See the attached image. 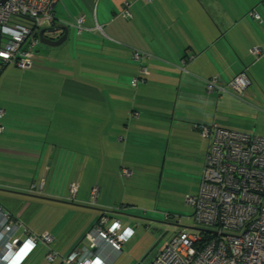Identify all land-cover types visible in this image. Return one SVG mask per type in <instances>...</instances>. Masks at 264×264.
<instances>
[{
  "label": "crops",
  "instance_id": "obj_1",
  "mask_svg": "<svg viewBox=\"0 0 264 264\" xmlns=\"http://www.w3.org/2000/svg\"><path fill=\"white\" fill-rule=\"evenodd\" d=\"M52 13L55 27H68L69 44L35 54L34 83L26 76L12 96L0 92L2 118L15 127L0 136V207L18 224V239L53 238L19 264H66L72 251L86 253L84 237L101 216L133 231L119 250L100 244L96 255L103 264H130L137 243L157 229L160 200L181 198V166L196 177L202 170L207 142L194 124L245 131L232 126L236 108L256 133L255 115L238 110L253 107L247 99L264 110V0H56ZM134 50L144 55L129 65ZM240 71L250 84L235 103L205 89L206 80L226 85ZM165 214L172 235L184 228L177 214Z\"/></svg>",
  "mask_w": 264,
  "mask_h": 264
},
{
  "label": "built area",
  "instance_id": "obj_2",
  "mask_svg": "<svg viewBox=\"0 0 264 264\" xmlns=\"http://www.w3.org/2000/svg\"><path fill=\"white\" fill-rule=\"evenodd\" d=\"M55 1L0 0L1 61L13 63L23 70L30 68L39 44L34 33L51 27ZM126 13L127 9L123 14ZM253 16L259 17L256 13ZM81 23L82 17L75 22L78 29ZM250 51L253 55L261 53L258 47ZM141 55L143 52L135 51L134 57L138 60ZM139 70L146 73L143 66ZM137 82L138 79L132 80L133 84ZM248 84L243 72L228 82L236 96L243 94ZM205 88L209 92L226 91L216 78L206 80ZM2 114L0 109V118ZM193 127L207 145L198 186L193 194L184 197V203L191 207L193 223L209 231L178 230L148 264H264V135L229 129L215 122L194 124ZM2 131L0 124V133ZM126 171L124 169L123 174ZM76 190V184H70L69 198H74ZM88 193L95 200L97 186L91 187ZM107 222V217L101 216L94 231L85 235L89 251L83 254L72 251L64 262L103 264L96 255L100 244L119 250L133 230L127 227L119 231L118 220L105 225ZM17 225L0 207V264H19L37 243L49 244L53 240L49 234L18 239L15 236ZM53 255L50 251L46 257L51 259Z\"/></svg>",
  "mask_w": 264,
  "mask_h": 264
},
{
  "label": "rangeland",
  "instance_id": "obj_3",
  "mask_svg": "<svg viewBox=\"0 0 264 264\" xmlns=\"http://www.w3.org/2000/svg\"><path fill=\"white\" fill-rule=\"evenodd\" d=\"M73 40H76L73 39ZM70 39L68 38L64 43H62L59 46L56 47H49L46 45H43L41 43H39L35 50H34V55L35 56H40V53L43 52H47L45 50H49L52 53L53 52H57L58 48L60 46H66V44H69ZM48 51V52H49ZM42 52V53H43ZM39 53V54H38ZM15 71H17V73H15ZM25 71L28 72L29 75L23 74ZM19 72H21V75L19 74ZM26 76H28L30 79H32V83H34L35 78H34V74L30 73V70H21L17 67H15L14 64H8V66H6L0 73V84H2L3 82L6 83V87H4L5 89V93L4 96L5 97H9L13 95V85L16 83V80L20 79H24L26 78ZM26 79L23 80V82H25ZM50 87V86H49ZM2 89L0 88V91ZM230 91H232L229 88ZM225 95H230V93H226ZM231 101L232 102H236L234 101L235 96L233 94ZM230 95V96H231ZM238 98V97H237ZM236 100V98H235ZM240 101V100H239ZM247 101H249L248 103H250V106L253 107H245V105H241L244 106L242 108H240V110H238L240 113L242 111V113H244L245 115H250V113H253L256 117V127H255V131L256 133L260 134L262 133L264 135V110L260 111L257 110L255 108H257V105L254 104L251 100L247 99ZM238 102V101H237ZM241 102L245 103L244 101L241 100ZM239 103V102H238ZM241 104V103H239ZM255 105V106H254ZM260 108V107H259ZM231 110V116L229 115L230 118H232V126H234L237 129H246L247 131L251 130L252 127L249 122H240L239 118H237L236 114V108H230ZM264 109V107H263ZM260 112V113H258ZM218 116L220 115V112L218 113ZM242 118V117H241ZM233 119H237L233 120ZM0 124L4 125V134H0V136L2 135H7V133L13 132L15 131V127H13L12 125H10L8 122H5L4 117L0 118ZM233 128V127H232ZM245 130V131H246ZM31 135V134H30ZM202 141H204V139H202ZM14 142V140H13ZM206 142V140L204 141ZM13 145V144H12ZM17 149V147H13V150ZM10 150H5L4 154L5 155H10L9 154ZM11 156V155H10ZM28 172V170L26 171ZM198 172L196 171H192V166L188 167V166H181V198H162L160 200V202L158 203V207L159 210H161L162 212V217L158 218V219H154L152 227L157 228V229H153V230H149L150 233H148V235L146 236V238H144L141 242L137 243V245L135 246L134 250H133V254H134V259L133 261H131L130 264H148L151 260V258L153 256H155V254L158 252L159 248L162 247L166 242H168L171 239V236L173 234L174 231V226L170 223H173L171 220H169V217H167L166 219H164V213L168 212L171 214H177V216H179L181 218V226H183L185 229H187L189 232L192 233H197V230L191 228V227H198L193 223L192 218H190V214H191V207L187 206L184 203V197L187 193H189V191L195 190V188H197L198 186V179H199V175L200 172L198 174V177H196V174ZM25 182L23 184H28L26 182L27 178H24ZM192 187V188H190ZM69 190V188H68ZM196 191V190H195ZM190 227V228H188ZM139 241V239H138ZM129 264V263H128Z\"/></svg>",
  "mask_w": 264,
  "mask_h": 264
},
{
  "label": "water",
  "instance_id": "obj_4",
  "mask_svg": "<svg viewBox=\"0 0 264 264\" xmlns=\"http://www.w3.org/2000/svg\"><path fill=\"white\" fill-rule=\"evenodd\" d=\"M68 34H69V30L67 26H57V27L51 26L49 28H41L38 31H35L34 33V35L37 36L41 44L49 47H56L61 45L67 39ZM191 228L197 231H209L198 227H191Z\"/></svg>",
  "mask_w": 264,
  "mask_h": 264
},
{
  "label": "trees",
  "instance_id": "obj_5",
  "mask_svg": "<svg viewBox=\"0 0 264 264\" xmlns=\"http://www.w3.org/2000/svg\"><path fill=\"white\" fill-rule=\"evenodd\" d=\"M250 15H252L253 16V12H250ZM254 17V16H253ZM23 19H21V21H22ZM24 21V20H23ZM52 27H54V26H56L55 25V23H52V25H51ZM67 39H68V37H67ZM66 39V40H67ZM65 40V41H66ZM39 41V40H38ZM64 41V42H65ZM63 42V43H64ZM40 43V42H39ZM252 49V48H251ZM250 49V50H251ZM135 51H139V52H142V51H140V50H134L133 51V54H132V58H131V56H130V60H128V62H129V65H130V61H131V59L133 60V59H135V57H134V54H135ZM262 51V50H261ZM250 53H251V51H250ZM252 54V53H251ZM261 54V53H260ZM259 54V55H260ZM255 56H258V55H255ZM142 57H143V55H141V58L140 59H138V61L139 60H141L142 59ZM93 60H95L96 61V59H93ZM136 60V59H135ZM90 61H91V59H90ZM137 61V60H136ZM8 64H13V63H7V62H4V61H1L0 60V73H1V71L6 67V66H8ZM32 65V64H31ZM16 66V65H15ZM140 66H142L141 64L139 65L138 64V67L140 68ZM17 67V66H16ZM31 67V66H30ZM18 68V67H17ZM20 69V68H19ZM21 70H23V69H21ZM27 70V69H26ZM241 72H243V73H245L244 71H240V72H238V73H236V74H234L230 79H228L227 80V82L225 83L226 85H223L225 88H226V91L225 92H216V91H213V92H215L216 94H217V97H220V96H222V95H224V94H226V93H230V95L233 93L232 91H230L229 90V86H228V82L234 77V76H236L237 74H239V73H241ZM246 74V73H245ZM247 76V75H246ZM140 78H142V76H140V74H139V78L138 79H140ZM248 78V77H247ZM218 81V80H217ZM248 81H249V79H248ZM5 84V85H4ZM220 84V83H219ZM249 84H250V82H249ZM249 84H248V86H247V88L249 87ZM222 85V84H221ZM4 87H6V83L5 82H3L2 84H0V88L1 89H4ZM246 88V89H247ZM206 89V88H205ZM245 89V90H246ZM5 90V89H4ZM1 92V91H0ZM235 96V95H234ZM258 107V106H257ZM198 125H201V124H203V125H206V124H204V123H200V122H198L197 123ZM217 124V123H216ZM220 126V125H219ZM223 127V126H222ZM229 129H231V128H229ZM235 130V129H234ZM242 131V130H241ZM248 132H254V131H251V130H249ZM255 133V132H254ZM256 134H258V133H256ZM261 135V134H260Z\"/></svg>",
  "mask_w": 264,
  "mask_h": 264
}]
</instances>
